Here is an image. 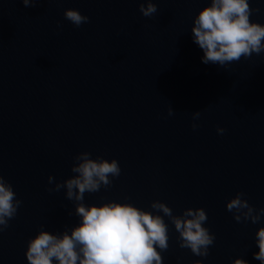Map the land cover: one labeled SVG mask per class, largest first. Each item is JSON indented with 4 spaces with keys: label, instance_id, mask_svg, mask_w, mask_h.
Segmentation results:
<instances>
[{
    "label": "water",
    "instance_id": "95a60500",
    "mask_svg": "<svg viewBox=\"0 0 264 264\" xmlns=\"http://www.w3.org/2000/svg\"><path fill=\"white\" fill-rule=\"evenodd\" d=\"M149 3L157 12L144 17L140 5ZM248 3L250 23L264 26V0ZM210 6L39 0L25 8L0 0V176L21 201L0 232V264H28L27 246L42 231L71 235L82 222L80 204L110 203L162 218L169 237L166 251L156 247L162 264H261L253 257L264 216L253 224L226 205L243 192L264 209V52L224 67L203 64L192 28ZM66 10L89 22L74 26ZM84 152L96 162L118 161L120 176L82 201L67 199L66 186L49 192L79 175L71 168ZM161 203L171 216L152 207ZM198 208L208 218L201 226L215 236L207 257L180 248L173 223Z\"/></svg>",
    "mask_w": 264,
    "mask_h": 264
},
{
    "label": "clouds",
    "instance_id": "9594fccd",
    "mask_svg": "<svg viewBox=\"0 0 264 264\" xmlns=\"http://www.w3.org/2000/svg\"><path fill=\"white\" fill-rule=\"evenodd\" d=\"M25 8L35 7L39 0H21ZM139 11L144 17H151L157 12L155 4L149 3L147 8L140 5ZM252 9L248 0H211V6L205 7L195 19L192 28L194 43L203 50L201 62L205 65L218 64L224 67L231 62L240 61L241 57L250 58L254 53L264 52V26L250 23ZM258 11V9L256 10ZM64 18L74 26L80 27L89 22V17L83 16L77 10H66ZM168 115H173L169 110ZM200 113H194L193 119H198ZM195 131L197 124L192 125ZM224 129L218 128L217 133L223 134ZM91 154L82 153L77 159L83 160L78 167L71 171L78 173L76 178L68 179L64 184H57L49 192L67 188L66 198L82 201L84 194L96 193L101 184L106 188L112 185L109 176H120L121 168L118 161L106 160L96 162L89 159ZM53 180L48 177V183ZM243 192L227 203L228 212L243 213L244 220L256 224L264 216V209L250 206ZM21 201L16 199L12 186L3 176H0V232L9 227L20 207ZM153 208L161 209L165 215L171 216V209L164 204H153ZM247 210L244 212L243 210ZM76 213L82 217V222L71 231V235L63 234L62 238L40 232L27 246L26 259L28 264H52L53 259L59 264H162V258L156 247L162 251L168 249L167 226L159 216H152L128 204L110 203L103 207L86 208L80 204ZM253 213H256L255 215ZM184 216L192 219L173 218L175 229L180 233L182 243L180 248L190 249L198 257H207L208 249L213 245L215 236L209 229L202 227L207 221L204 209L195 211L189 209ZM237 223L241 222L240 215L235 216ZM259 252L254 259L264 264V228L257 233ZM203 249V251H201ZM196 264H200L197 261ZM234 264H246L243 259H236Z\"/></svg>",
    "mask_w": 264,
    "mask_h": 264
}]
</instances>
